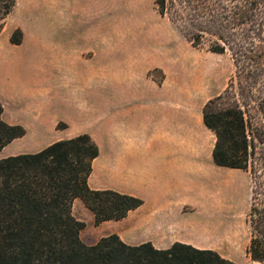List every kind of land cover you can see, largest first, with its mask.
I'll return each instance as SVG.
<instances>
[{"label": "rangeland", "instance_id": "rangeland-1", "mask_svg": "<svg viewBox=\"0 0 264 264\" xmlns=\"http://www.w3.org/2000/svg\"><path fill=\"white\" fill-rule=\"evenodd\" d=\"M156 1H16L0 33V94L3 119L22 125L27 134L0 151V160L82 134L107 147L118 141L124 124L133 140H146L144 119L159 117L167 100L173 117L188 121L183 140L205 150L204 166L174 172V158L167 155L161 166L168 171L156 180L111 177L103 173L100 157L89 179L92 189L134 194L153 207L97 225L77 199L73 215L84 224L80 239L89 246L111 234L127 243L153 240L160 248L183 242L236 264H262L248 253L251 170L217 166L216 137L203 122L206 103L223 94L236 75L233 57L194 47L160 15ZM17 30L20 45L10 41ZM249 123L262 141L257 146L264 148L263 116L251 109ZM175 140L181 139L173 135L169 141ZM156 203L168 212H158Z\"/></svg>", "mask_w": 264, "mask_h": 264}, {"label": "trees", "instance_id": "trees-1", "mask_svg": "<svg viewBox=\"0 0 264 264\" xmlns=\"http://www.w3.org/2000/svg\"><path fill=\"white\" fill-rule=\"evenodd\" d=\"M16 1L0 0V33ZM156 6L194 47L233 57L236 75L223 94L206 103L203 122L216 137L214 163L251 170L248 253L264 264V148L257 146L262 141L249 123L251 109L264 119V0H157ZM10 41L20 45L21 30ZM3 114L0 99V151L27 134ZM99 155L98 144L82 134L0 160V264H236L214 250L181 242L158 249L111 234L84 244V224L73 215L75 200L84 203L97 225L123 221L144 205L136 196L90 187Z\"/></svg>", "mask_w": 264, "mask_h": 264}, {"label": "crops", "instance_id": "crops-1", "mask_svg": "<svg viewBox=\"0 0 264 264\" xmlns=\"http://www.w3.org/2000/svg\"><path fill=\"white\" fill-rule=\"evenodd\" d=\"M0 99L4 105L5 103L1 94ZM165 102L166 105L163 107L164 110L160 113L159 117L156 115L149 116L144 119L142 127L146 140H133L129 135L128 125L124 124L122 128L123 132L119 133V135L116 137L118 138L117 142H114L112 145H108L107 147H99L100 155L94 162L93 173L96 168V163L99 161V158L102 157L103 173L108 176L125 178L148 177L150 179L156 180L159 175H163L168 171L161 166V159L167 155H171L174 158L171 162L172 170L174 172H182L183 169H188L189 167L193 168L194 172H199L200 166L202 165L200 160L203 158L205 150L200 146V144L195 145L183 140L189 135L188 121L184 120L183 116H181L180 119H175L173 117L172 111L168 110L169 102L167 100H165ZM170 105L173 107L172 103H170ZM172 134L174 135V138L181 140H175V142L169 141L170 139H173ZM17 140L12 142L5 149L12 146ZM190 160H192V163H190ZM203 166L204 162L202 167ZM119 192L130 194L123 191ZM130 195L138 197L134 194ZM154 205L157 207V209H159L158 212H168V207L158 206V203ZM146 206L149 208L153 207H150L148 201L145 199L144 205L139 209L132 211L125 220H128L132 213L138 212ZM149 242H151L158 249H167L157 247L153 240ZM128 244L139 245L142 243Z\"/></svg>", "mask_w": 264, "mask_h": 264}]
</instances>
